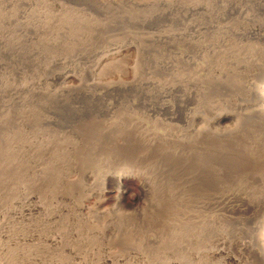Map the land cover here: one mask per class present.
<instances>
[{
    "label": "rangeland",
    "instance_id": "374dc122",
    "mask_svg": "<svg viewBox=\"0 0 264 264\" xmlns=\"http://www.w3.org/2000/svg\"><path fill=\"white\" fill-rule=\"evenodd\" d=\"M263 2L0 0V264H264V161L195 180L183 146L196 129L250 126L264 42L246 39L247 68L221 59L207 77L178 68L175 80L161 40L189 3L232 24L234 7L263 23ZM173 82L186 106L177 122ZM17 190L33 196L12 204ZM21 201L41 208L9 213Z\"/></svg>",
    "mask_w": 264,
    "mask_h": 264
},
{
    "label": "bare ground",
    "instance_id": "6f19581e",
    "mask_svg": "<svg viewBox=\"0 0 264 264\" xmlns=\"http://www.w3.org/2000/svg\"><path fill=\"white\" fill-rule=\"evenodd\" d=\"M251 4H249V5H251ZM210 5H212V4L210 3ZM256 6H258L257 8H259L261 10L263 9V12H264V5L256 4ZM185 8H189V12H192V15L189 14L190 18L187 19L188 17H186L185 20H180L178 22L175 21V22H177V24L175 25L176 27L174 28L173 32L170 33L171 35H169V36L164 35V36L161 37V40L164 41V43L168 42L171 45V47H172V49L174 51V54H175L173 56L174 59L172 61L173 69L176 72V76H173V77H175V80H180L179 76L177 75L178 74V68H183V69L186 70V68L195 67L196 69L205 72V74L203 73V75L204 76L206 75V77H207V76H209V71L211 69L210 67L212 66V64L214 65V63H216L218 60H221V59H223L225 62L228 61V63H231V64L234 63L237 67H239V69H244V68H247L250 65H254V64H251V62L250 63L246 62V60L249 62L247 56H249L251 54L248 55L247 53H244V51H245L244 47H247V45H246L248 43V41L246 40L247 38L253 37V40L256 43L264 42V22L263 21H262L263 23H260L259 21H258L259 23L255 22V21H257L256 19L261 17V15L259 17L258 14H256L258 16V17H256L255 14H253L254 12L249 14L248 10H246V11H244V9L237 10L239 8L238 7H234L232 10L233 11L234 10L237 11V14H236L237 19L232 17L234 19V21H232V24H230L227 21H225L224 18H222V15L219 14V8L215 9L217 14H213L212 11L209 12L208 14L203 13L204 10L205 11H209L210 9H205L204 6L200 5V4H194V3L190 4L189 3L187 6H185ZM222 8H224V7L222 6ZM253 8H255V7L253 6ZM235 11H234V13H235ZM199 14H200V16H198ZM232 15H233V13H232ZM213 16H215V17H213ZM222 19H223V22H222ZM237 22H239L238 25L235 24ZM251 22H253V23H251ZM253 40H252V42H253ZM245 41H246V44H245ZM259 45H261V44H259ZM249 48L250 47H248V49ZM251 50L253 51V50H255V48L251 49ZM258 50H259V52L264 51L263 49H261V51H260V49H258ZM258 50H257V52H258ZM257 52H256V55H259L260 53L258 52V54H257ZM245 55H247V56H245ZM252 55L255 56V54H252ZM260 55H262V53ZM244 56L247 57V58H245ZM249 57H252V56H249ZM253 58L254 57H252V59ZM226 66H225V68H226ZM233 66L234 65L232 64L231 67H233ZM218 68H220V66ZM223 68H221V70ZM197 73H195V74H197ZM211 74H213V73H211ZM229 76H230V74H229ZM182 78H184V77H182ZM228 79H229V77L227 78V80ZM225 80H226V78H225ZM208 82H209V80H208ZM213 83H214V81H213ZM231 83H234V81L231 82ZM174 85H175V83H174ZM205 86H207V85H205ZM228 86H229V84H228ZM171 91H172L171 92L172 93V97L174 99V103H173V106L171 108V114H172L171 116H173V119L177 122L179 120L180 113L186 107V106L185 107L183 106V99H185V98L182 97V94H181L182 91L180 90L178 85H175V87H173ZM209 93H210V91H209ZM183 95H185V94H183ZM186 96H184V97H186ZM204 99L206 100V98H204ZM257 100L258 101H256V103L254 104V107H253L254 108V112L256 114H255V116L252 114L254 117L251 116L252 117L251 118L252 122L250 123V126H248V127L243 125L244 127H237V128H234V129H232V128L230 129L229 127L228 128L224 127L223 129H216V128L209 129L208 128V129H203V130L202 129L201 130L200 129L199 130L196 129V130H193V131L190 130L191 132L188 133L187 136H186L187 137V139H186L187 140V144H185L183 146H184V150H185L186 155H187L186 157H187L188 162H189L188 165L190 166L189 169L191 170V175H192L193 179H195V180L198 179V178L200 179L201 173H203L206 170L212 171V168H213L214 164H215V167H216V164L225 165L226 162H228L231 165L237 167V165L239 163V169H242V168H244L246 166L247 167H253V166H256V165H260L261 162L264 161V85L261 87V89H260V91L258 93V99ZM199 103H200V100H199ZM222 117H224V118H222ZM229 117H230V115L229 116L228 115H225V116L224 115H220L219 121L221 122L222 121L221 119H223V121L224 120L225 121H227V120L229 121ZM238 118H240V117H238ZM249 118H247V119H249ZM254 123H258L259 125H256V124L253 125ZM255 127L256 128L259 127V130L256 131ZM179 133H180V131H177V130L175 131V138H176L175 140H176V142H180L181 143V140H180L181 137H180ZM181 135L183 136L184 134L181 133ZM184 136H183V138H186ZM182 152H183V150H182ZM218 170H219V168H218ZM214 172H216V171L214 170ZM109 181H113V180L109 179ZM117 183H118L117 185H118L119 189H121V191H118L119 198H123L124 197L123 196L124 190L128 189L130 187V185L128 183H126V181L124 179L117 180ZM143 185L146 186L145 184H143ZM16 188H17V186H16ZM33 188H35V185H34ZM29 193H27V191L26 192L22 191V193H19V191L18 192H14V195H12L13 198L11 200L12 204L13 203L14 204L20 203L18 201L24 196H25L26 199L32 197L33 195L31 193L30 194ZM112 193L113 192L111 190H109V191L105 192V195L108 196V197H111ZM138 196L136 198H134L133 202L138 201ZM26 199H24V200H26ZM133 202H129V203L133 204ZM33 203L34 202H32V204ZM27 204L28 203H25V202L22 203V201H21V204H18V206L15 207V208H14V206L11 207L12 209L10 210V212L9 211L8 212L11 213L12 215L13 214L16 215V214H20V213L25 212V211H28V212L31 211V213H32V210H39L41 208L37 204L33 208H31V206L29 204L28 205ZM51 209H53V208H51ZM28 217H29V215H28ZM5 220H7V219H5ZM3 222H6V221H3ZM4 225H5V223H4ZM2 228H4V227H2ZM13 228L15 229V227H13ZM15 232H17V231L15 230ZM259 232H260V237L258 239L259 240L258 241V246L264 252V227H263V230L262 231L260 230ZM9 233H10V230L8 231V234ZM53 237H52V239H53ZM63 240L65 241V239L62 238V242H63ZM46 242H48V241H46ZM55 243H57V242H55ZM50 244H52V243H50ZM74 249H75V247H74ZM31 250H33V249H31ZM49 250H51V249H49ZM79 252L77 251V253H79ZM175 252H176V250H175ZM28 253H29V251H28ZM42 254H44V253H42ZM27 256H28V254H27ZM82 256H83V254H82ZM178 256H180V255H178ZM179 259H181V257ZM179 262H181V261H179ZM184 263H186V262H184Z\"/></svg>",
    "mask_w": 264,
    "mask_h": 264
}]
</instances>
